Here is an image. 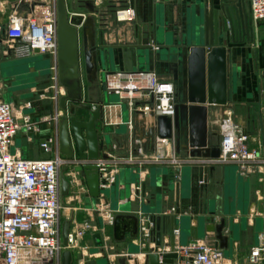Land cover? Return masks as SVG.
<instances>
[{
  "label": "built area",
  "instance_id": "1",
  "mask_svg": "<svg viewBox=\"0 0 264 264\" xmlns=\"http://www.w3.org/2000/svg\"><path fill=\"white\" fill-rule=\"evenodd\" d=\"M248 6L251 22L255 25L263 23L264 0H248ZM67 17L68 22L80 32L88 16L86 13L74 12L68 13ZM114 17L117 21H133L136 11L130 6L119 7L114 11ZM75 18H78L76 22ZM0 37V44H6V54L26 58L37 50L38 54L51 57L50 100L56 109L52 115L33 118L23 113L31 109L30 102L16 110L13 102L0 99V264H62L64 251L71 253L72 261L76 257L74 264H85L86 255L95 258L104 251L113 250V218L121 214V211L111 209L110 200L104 191H111L117 184L118 192L117 178L122 169L129 168L137 176V180L130 185L129 198L139 203L138 211L132 214L138 219V238L130 241L139 249L147 248L146 252L123 254L131 264H144L147 255L155 250L154 221L140 208L146 201V195L142 194V183L152 167L174 169L184 166H233L238 175L243 177L264 172V156L248 147L246 132L227 110L214 120L219 135L220 153L217 158L181 157L175 153L174 139H159L155 135L146 138L152 145L150 151L143 150L142 142L135 140L137 147L134 152L130 150L119 154L108 149L101 138L103 133L97 127L100 134L97 158L79 157L73 139V155L71 158L65 157L59 150V123L69 114L59 107V100L66 95V91L58 80L56 0H33L28 14L24 16L15 10L11 11ZM98 82L105 93L116 94L120 100L119 103L88 105L91 112H100L97 123L102 128L122 123V103L126 104V124L130 131L134 115L150 118V131L155 126L157 116L172 117L174 114V86L161 79L154 70L112 72L101 69ZM79 102L87 103L83 87ZM18 134L26 138L27 156L21 155L18 148L14 153L10 152ZM35 142L39 151L49 155V158L36 159L31 155ZM88 166L96 168L99 194L96 198L89 197L91 206L85 208V198L89 192L81 173ZM62 177L67 179V195L76 194L74 199L77 206H63L62 199L68 200L70 197H61ZM198 183L203 184L202 181ZM76 188L77 192H74ZM125 201L118 200V204ZM76 213H82L83 216L78 218ZM65 220L70 221L66 246L61 236ZM94 234H99L101 240L96 253L90 252V246L84 244L85 239H90ZM179 236L180 230H173V244L169 245L168 238L157 248L159 262L163 253L173 252L177 255L174 260L176 264H264L263 234L258 236V243L249 248L246 257L236 262L227 261L224 250L218 247L215 240L195 239L181 245ZM136 241L138 244L134 243Z\"/></svg>",
  "mask_w": 264,
  "mask_h": 264
},
{
  "label": "crops",
  "instance_id": "2",
  "mask_svg": "<svg viewBox=\"0 0 264 264\" xmlns=\"http://www.w3.org/2000/svg\"><path fill=\"white\" fill-rule=\"evenodd\" d=\"M76 1L78 2L79 0ZM81 1L88 11L85 12L86 15L93 20L94 46L98 52L103 53L104 60L101 64L98 57L95 58L96 73L94 78L85 73L83 63L81 62L80 78L87 105L90 103H105L106 93L98 82V72L101 69L112 72L154 70L161 79L173 84L176 104L186 103L188 51L184 50L180 54L176 73H174V64L170 60L172 57L168 52L161 53L160 55L164 60L157 63L154 60L155 55H153V62L150 63V58L145 53L148 46V25L155 20L161 21L162 16L164 21H170L173 16V13H171L173 2L168 0ZM32 3L33 0H0V35L6 28L8 14L15 10L19 15L24 16L28 14V8ZM87 3L93 5L94 9L92 11L89 9ZM219 4L220 0H213L214 8H218ZM126 6L135 9L136 18L129 22L117 21L114 17V11L119 7ZM182 8L185 9V15L181 16L183 24L189 25L193 21L197 23L201 22L203 0H182ZM75 11L83 10L77 8ZM263 26L264 22L259 25L253 24L254 39L251 42H247L244 39L241 41L233 40L229 30L221 24L219 46L226 50V104L209 107L208 111L209 134L217 133L218 135L214 120L224 110H227L232 113L233 120L246 132L248 147L258 151L262 156H264V38H259L257 29ZM79 40L81 42V38ZM154 41H158L155 42V45L161 48L163 41L162 33L159 32L157 40ZM191 45L195 44L192 43ZM5 49L0 52V58H19L14 54H6ZM33 73L37 76L28 79L27 75ZM27 75H19L16 78L10 74L8 75L10 76L8 77L9 79L4 81L0 73V91L4 92V99L5 95H7V100L13 103H15V98L22 99L25 103L30 102L32 104V112L29 115L33 118L39 115H52L56 109L50 100L52 94V91L49 89L51 85L50 74L47 79L42 78L33 67H29ZM40 95H43V97L40 98ZM127 120L122 119L120 125L105 128L100 127L98 123L96 124L98 130L103 133L101 138L108 146V149H113L114 152L119 154H125L130 150L134 152L137 147L134 141L139 140L142 142L143 150L150 151L152 145L146 138L149 136L152 120L134 115L132 117L131 131L128 130ZM181 129L180 136L174 137L173 143L175 153L181 157H185L188 156L187 127L183 125ZM17 137H19V134ZM211 142L219 144V138L212 137ZM34 147L31 152L33 157L35 156ZM19 152L21 155L27 156V146L19 149ZM39 152L38 149L37 155L40 157L42 152ZM46 158H49V155ZM214 168V171L208 175L207 191L200 194L196 186L192 193V199L190 201L185 199L182 202L183 216L194 217L195 215H201L206 220L205 222L216 223L223 216L224 212L227 213L228 222L237 225V228H235L236 230H231V226L228 224L225 234L228 235L229 244L228 248L224 250V256L229 262L241 261L246 257L249 248L258 243V236L264 235V231L256 230L255 219L264 215V208L262 211L259 209L261 203L264 205V191L255 187L257 182L262 181L264 172L247 177H239L233 166H217ZM164 170H169V168ZM131 174L135 176L136 181L137 176L132 170ZM123 176V172L121 171L117 178L119 189L118 192H115L118 200L124 199L126 201L119 205L128 202L136 204L137 209H129L121 211V213L134 214L139 209V203L137 200L129 198V195L130 185L135 181L131 180L127 185L123 184L120 182ZM176 180H179V178H176ZM165 181L166 177L163 176V171L160 175L153 177L150 172L147 174L142 183V194L146 195V201L142 205H146L148 208V213L145 214L154 216L160 209L162 215L171 213L174 196L173 192L169 189H166L163 193L164 188L162 187V183ZM224 187H227L228 196L226 199L224 197ZM159 198H161V202L158 201ZM244 201L248 202L247 214H242L238 210L239 207L244 208ZM210 212H213V215ZM76 216L81 218L83 215L82 213H76ZM242 222L244 225H242ZM192 225H195L194 220L188 223L187 229ZM176 227L180 230L179 224ZM182 230L185 231V244L195 240L194 236L188 232L189 230L186 231L185 226H183ZM197 239L214 241L213 234L206 231L203 232L201 238L198 237ZM126 240L127 244H133L128 237H126ZM162 240L168 241V236L162 235ZM134 243L138 244L137 241ZM84 244L89 245V251L92 252L91 249L94 248L92 237L90 239L87 237ZM114 246L116 245L114 244ZM123 250L124 254H134L128 248H123Z\"/></svg>",
  "mask_w": 264,
  "mask_h": 264
},
{
  "label": "water",
  "instance_id": "3",
  "mask_svg": "<svg viewBox=\"0 0 264 264\" xmlns=\"http://www.w3.org/2000/svg\"><path fill=\"white\" fill-rule=\"evenodd\" d=\"M173 2L170 21H154L147 27V57L149 62L163 61L161 53L168 52L172 57L175 70L179 64L180 54L184 50L188 51L187 57V99L186 103H177L174 107L173 116H157L154 120V128L149 131V136L155 135L159 139H174L179 137L182 126L187 127L188 156L202 158H217L220 153L219 144L211 142V138H219L217 133L209 134L208 131V111L212 106H223L226 104V56L225 48L219 46V30L223 24L235 41L246 40L251 42L254 39L253 24L249 17V7L247 0H220L218 8L213 7V0H203V11L201 22L193 21L189 25L183 24L185 9L182 8V0H168ZM92 11L93 5L87 3ZM57 7V60H58V80L65 88L66 95L59 100V107L67 110L69 102L80 101L82 96V85L80 78L81 62L87 75L94 78L96 73L95 58L98 57L100 63L104 62L103 53L98 52L94 46L93 20L87 17L81 31L68 22L67 7L65 0H56ZM162 33V47L155 45L157 34ZM259 38H264V26L257 29ZM81 38V42L80 39ZM194 43L195 45H191ZM157 47V49H153ZM38 54V51H34ZM154 53V54H153ZM35 70V68H34ZM10 74H3L4 81ZM14 77L19 74L15 72ZM100 118L97 110L91 112L87 121L77 120L73 116H64L59 123V150L67 158L73 155L71 139L76 147V151L81 158L94 159L99 155V137L96 123ZM214 167L196 168L186 166L163 171L166 181L162 183L163 193L166 189L173 192L174 204L172 211L168 215H162V211H157L151 215L154 221V253H149L144 264H176V253H163L159 262L157 248L164 244L162 235L169 238V245L173 244V230L183 216L182 202L192 199V193L196 186L202 194L207 191L208 175L214 171ZM62 170H65L64 168ZM152 176V169L149 170ZM85 177L89 194L85 198V208H90L89 197L96 198L99 194L98 175L95 167H84L81 173ZM240 177V175H239ZM179 178V180H176ZM203 182L199 184L198 182ZM113 186L115 197H117ZM161 187V186H160ZM224 197L227 198V187H224ZM111 189V190H112ZM61 197L68 194V183L61 178ZM112 199V197H111ZM240 204V203H239ZM244 208H238L242 214H247L248 202L244 201ZM213 215V212H210ZM153 214V213H151ZM232 214V213H231ZM188 217L195 221L186 231L190 232L195 239L203 236V232L213 234L219 248L226 250L229 244L228 235V214L214 223L207 221L201 215ZM187 219H185L186 221ZM70 221L62 223V240L64 246L67 244V234L69 232ZM126 237L133 241L138 238V219L132 214H116L112 224V239L115 243L125 241ZM94 251L96 253L101 246L99 234L92 235ZM146 243L147 240L144 239ZM185 245V242L180 243ZM130 246L137 247L131 244ZM134 253L146 252L147 248L139 249ZM72 256L69 251H64L61 256L62 264H71Z\"/></svg>",
  "mask_w": 264,
  "mask_h": 264
},
{
  "label": "rangeland",
  "instance_id": "4",
  "mask_svg": "<svg viewBox=\"0 0 264 264\" xmlns=\"http://www.w3.org/2000/svg\"><path fill=\"white\" fill-rule=\"evenodd\" d=\"M88 2H91V0H87ZM66 2V7H67V12L69 11V13L71 12H77V13H85L88 12L86 7L84 6L83 2L81 0H79L78 2L76 0H65ZM77 8H80L83 11H75L77 10ZM68 14V13H67ZM78 18L74 19V22H76ZM1 39V37H0ZM6 48V44L4 45L3 43L0 44V52ZM1 56V53H0ZM51 65V57L49 56H44L41 54H33L29 57L26 58H14V57H9V58H0V73L1 75L3 74H13L14 72L16 74L19 75H24L28 73L29 71V67H33L35 68V70L40 74V76L42 78H48L50 71H49V67ZM34 76H37L35 73L33 74H29L27 75L28 79H32ZM2 78H4L2 76ZM9 78L7 77V80ZM20 79V78H19ZM17 79V80H19ZM27 79V78H25ZM24 79V80H25ZM6 80V81H7ZM0 99L1 100H5L7 102H11L9 100H7V95H5V99L3 96L2 90L0 91ZM106 99L104 100L105 103H119L120 100L118 98V96L116 94H105ZM25 101L22 99H18L15 98V103L14 105L16 106V110H19V107L24 104ZM67 111L69 116H73L75 117L77 120H81V121H87L90 117L91 111L89 110V107L86 103H81L79 101H74V102H69L67 104ZM32 111L31 109H26L23 111L24 114H30ZM121 116L123 120H127L128 118V114H127V108H126V104L122 103L121 104ZM24 133V131H22ZM27 146V142H26V138L25 137H17L15 138V142L14 145L11 147L10 152L14 153L15 149H23L24 147ZM34 158L36 159H41V158H46L48 157L47 154L45 153H41V156L39 157L38 154V148H37V143L35 142V147H34ZM40 153V152H39ZM186 166H184L185 168ZM153 173H152V177L153 176H157L160 175L162 173V171H165L164 169H166L165 167H152L151 168ZM123 172V177L121 178L120 182L123 184H128L129 182H131V180L135 181V176H133L131 174V169L126 168V169H122L121 170ZM65 180L67 181V179L65 178ZM256 188H259L261 191H264V174L262 175V181L261 182H257L255 185ZM116 191V189H115ZM74 192H77V188L74 189ZM104 194L106 195V197L110 200L111 203V209L113 211L119 210V211H125V210H129V209H137V205L136 204H131V203H125L123 205H119L118 204V199L117 197H115V193H114V189H112L111 191H104ZM75 193H73L72 195H67L66 197H70L68 200H64L62 199V204L64 207L67 208H71L76 204V200L74 199L75 197ZM65 197V198H66ZM112 197V199H111ZM159 202H161V198L158 199ZM68 203V204H66ZM141 210L144 213H148V208L146 205H142ZM264 208V205L261 203L260 205V210L262 211ZM264 211V210H263ZM182 219L179 222V226H180V236H179V243L184 242V234L185 231H183V226L187 227L188 226V217L186 216H181ZM185 219H187L185 221ZM256 230L259 229L262 232L264 231V215L262 217H256ZM230 226H231V230H236L235 228H237V225H234L232 222H229ZM242 225L243 222H242ZM116 246H114L113 250H109V251H104L102 253V255H100L99 257H89L88 255H86L84 257L85 259V264H129L126 257L122 256L124 253L123 248H128V250L130 252H136L137 251V247H133L130 246L131 244H127V240L125 239V241L120 242V243H115L113 242ZM128 245V247H127ZM91 251H94V248L91 249ZM78 258V257H77ZM76 261V257L73 259V261L71 263H75Z\"/></svg>",
  "mask_w": 264,
  "mask_h": 264
}]
</instances>
